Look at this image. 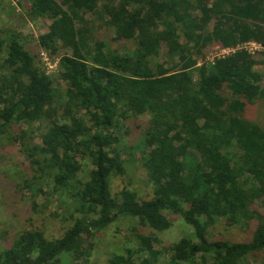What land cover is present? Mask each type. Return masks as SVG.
<instances>
[{
  "label": "trees",
  "instance_id": "trees-1",
  "mask_svg": "<svg viewBox=\"0 0 264 264\" xmlns=\"http://www.w3.org/2000/svg\"><path fill=\"white\" fill-rule=\"evenodd\" d=\"M25 1L30 17L50 20L38 46L59 60L58 74L23 42L28 21L0 29V146L20 145L33 209L51 181L75 212L57 238L17 231L0 264L87 261L95 232L121 217L166 231L168 212L194 232L164 247V264H264V127L247 116L264 102V53L238 49L264 44V0ZM105 30L131 45L112 48L99 39ZM210 46L235 51L200 64L196 51ZM127 127L140 130L131 148L152 184L145 200L112 190L128 166ZM220 220L256 230L244 241L213 240ZM139 240L106 264H162L155 242Z\"/></svg>",
  "mask_w": 264,
  "mask_h": 264
},
{
  "label": "rangeland",
  "instance_id": "rangeland-1",
  "mask_svg": "<svg viewBox=\"0 0 264 264\" xmlns=\"http://www.w3.org/2000/svg\"><path fill=\"white\" fill-rule=\"evenodd\" d=\"M25 2V0H0V29L10 25L17 28L22 24L27 27L28 21L30 30L22 36V40L27 47L40 54L41 64L48 74L55 78L58 74L55 62L58 63L59 60L52 58L48 52L38 46L40 45L38 43L39 37L47 33L50 20L42 17L34 19L30 17ZM99 37L101 41H105L112 48L119 47V45H131L116 40L115 36L106 30ZM222 51L223 49L218 46H210L205 50L196 51L195 56L202 64L212 61L216 56L221 55ZM41 52L50 56V66L43 59ZM257 68L264 75V66L260 65ZM247 116L264 127V102L249 106ZM142 119H149V115ZM139 132L137 127L132 134H129V128L121 132L120 151L126 156L128 166L124 174L117 175L112 179V190L118 192L122 188H130L138 193L140 200H145L152 196V184L149 182L147 170L142 165L141 153L131 148V145L138 139L136 137ZM37 142L41 143L42 141L38 138ZM24 161L25 156L22 154L19 144L14 145L2 141V146H0V255L10 243L13 235L22 229H38L48 238L61 236L67 228L66 225L72 221L67 220L68 217H71L75 212L74 207L70 206L67 196H64L66 198H63L62 202L61 196L54 193L51 181L47 182L45 188L47 193H41L40 197L35 200L37 208L33 209L30 193L22 190L23 179L30 178L33 174L32 168ZM88 172L89 168L87 169L85 162L81 175L82 179L87 178ZM167 214L172 226L166 231H157L141 226L137 220L131 217H121L108 227L94 233L93 238H91L93 246L90 248V254L86 257L87 261L85 258L77 261L68 259L62 264H106L115 254L127 253V249L139 247L140 235L155 242V249L163 252L160 259L161 263L164 264L168 258V253L164 247L172 245L182 236H192L194 232L193 227L188 225L181 216L171 212ZM255 227L256 222L253 221H251L250 226L241 227L240 225H228L226 221L220 220L210 227L209 235L213 240L224 239L239 242L251 238L256 230Z\"/></svg>",
  "mask_w": 264,
  "mask_h": 264
},
{
  "label": "built area",
  "instance_id": "built-area-1",
  "mask_svg": "<svg viewBox=\"0 0 264 264\" xmlns=\"http://www.w3.org/2000/svg\"><path fill=\"white\" fill-rule=\"evenodd\" d=\"M223 51H222V54L219 55V56H222V55H227L233 51H235V49H226V48H222ZM238 49H245L246 51H248L250 54H253V55H258L259 53H264V44H261V43H257V42H248L244 45H241L239 46ZM41 55L43 57V59L47 62V64L50 66V56L45 53V52H41ZM53 66V65H52ZM55 67L57 68L58 67V63L55 62Z\"/></svg>",
  "mask_w": 264,
  "mask_h": 264
}]
</instances>
